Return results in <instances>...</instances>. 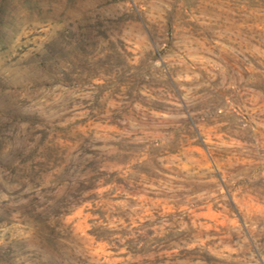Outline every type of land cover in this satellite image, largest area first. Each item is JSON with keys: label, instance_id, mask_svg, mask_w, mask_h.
I'll return each instance as SVG.
<instances>
[{"label": "rangeland", "instance_id": "obj_1", "mask_svg": "<svg viewBox=\"0 0 264 264\" xmlns=\"http://www.w3.org/2000/svg\"><path fill=\"white\" fill-rule=\"evenodd\" d=\"M0 264H264V0H0Z\"/></svg>", "mask_w": 264, "mask_h": 264}]
</instances>
